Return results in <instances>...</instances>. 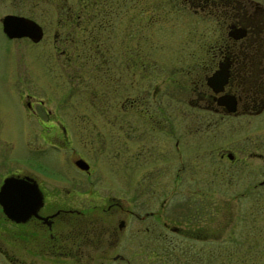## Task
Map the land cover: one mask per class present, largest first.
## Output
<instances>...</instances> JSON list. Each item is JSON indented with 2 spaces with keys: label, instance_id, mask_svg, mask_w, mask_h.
I'll return each instance as SVG.
<instances>
[{
  "label": "flooded vegetation",
  "instance_id": "flooded-vegetation-1",
  "mask_svg": "<svg viewBox=\"0 0 264 264\" xmlns=\"http://www.w3.org/2000/svg\"><path fill=\"white\" fill-rule=\"evenodd\" d=\"M38 1H53V8L45 10L46 13L40 11L42 18L35 16L32 10L35 7L29 6L27 0H0V12L4 10L0 17L1 34L14 44L24 40L32 45L47 43V47L54 49V72L46 79L42 75L40 85H55L61 92L65 80L83 77L81 79H87L89 88H86V103L78 104L77 111L74 110L68 119V109L62 108L59 115L58 111L46 107L48 100L44 97L43 87L42 91L19 87V82L27 79L26 73H23L22 81L15 78L18 101L31 126L26 130L22 144L25 153L20 157L6 153L11 140L5 134V137L0 136V187L7 176L22 178L26 182L24 189L34 187V195H39L41 200L21 220L8 216L0 204V256L5 257L6 264H52L50 262L58 263L61 259L74 264L115 261L129 264L130 253L145 252L141 248L123 250L116 247L131 218L146 222L143 232L150 239H166L170 232L194 234L187 228L171 225L167 219L156 227L154 221L159 211L152 195L154 185H147L149 190L146 189L148 194L144 198L149 197L148 200L142 199L140 194L132 206L122 203L114 195L102 194L97 199L93 184L95 165L92 166L84 153H77L73 143L75 128L84 129L89 140L87 149L91 153L109 150L111 161L114 158L124 160L125 153L136 159L146 154V147L140 141L141 122L171 133L172 91L169 87L160 88L157 83L149 82L147 88L141 87L140 83L141 75L146 74L145 78H148L156 65L152 55H141L140 50L142 43L150 44L153 38L151 13L148 14L150 19H144V25L150 26L147 35L140 26L145 15H141L139 8H134L139 0H132L134 9H126V0ZM182 5L189 7H185L186 13L198 21L201 29L210 27L207 35L202 29L198 40L197 63L190 74L194 99L188 102L194 107L229 115L264 111V0H183ZM6 15L34 20L42 29L40 39L34 41L27 35L9 36L3 29ZM218 69L226 78L222 83H215L219 88L215 91L207 78ZM127 73L131 75L132 94L125 89ZM93 81L100 87H92ZM147 92L150 99L145 97ZM221 95L235 99L234 112H226L225 104L218 103ZM126 112L133 113L132 121L125 119ZM100 113L105 118L103 121L98 118ZM99 126L104 128L107 136L93 131ZM125 128L131 130L124 133ZM165 144L168 147L170 142ZM46 147L59 153L60 159L69 152L73 165L85 174L88 183H46L45 160L41 156ZM225 155L235 159L229 150L221 152V156ZM79 158L86 161L87 168L76 164ZM263 183L264 179L259 184ZM165 191H168L167 187ZM167 196L165 194L160 201V207L171 202ZM173 207L164 209L168 218L175 213ZM109 238L113 239L108 243ZM195 238H199V233Z\"/></svg>",
  "mask_w": 264,
  "mask_h": 264
},
{
  "label": "rangeland",
  "instance_id": "rangeland-1",
  "mask_svg": "<svg viewBox=\"0 0 264 264\" xmlns=\"http://www.w3.org/2000/svg\"><path fill=\"white\" fill-rule=\"evenodd\" d=\"M27 1L29 6L34 5L32 10L40 18L43 17L40 11L46 13L45 10L53 8V1ZM132 2L126 0V9L139 8L141 15H145L140 23L141 30L148 35L151 26L153 34L150 44L140 45L141 55H152L156 61L155 71L147 75L148 78L146 74L141 75V87L147 88L150 82L172 91V134L141 122L140 141L146 147V154L134 159L125 153L124 160L114 158L111 161L109 150L88 151L86 131L75 128V151L84 153L92 166L95 165L93 184L98 190H95L97 199L102 194L114 195L132 206L140 194L142 199L148 200L149 197L144 198L148 194L146 189L149 190L147 185H154L152 195L159 211L154 221L156 227L167 219L171 225L187 228L194 234L170 232L166 239H150L143 232L146 222L131 218L116 247L144 249L139 255L130 253L129 264H264V183L259 184L264 179V111L229 115L192 106L188 102L194 99L190 74L197 63L202 29L207 35L209 25L201 29L198 21L186 13L185 7H189L182 5L183 0H139L134 8ZM149 13L153 20L150 26L144 25ZM46 44L32 45L24 40L14 44L0 32V124L3 125L0 136L5 134L11 140L6 149L8 155L20 157L25 153L22 144L31 126L18 101L15 78L22 81L26 73L27 79L19 82V87L34 91H42L43 87L48 100L46 107L58 111L59 115L62 108L68 109V119L74 110L77 111L78 104L86 103L84 98L89 83L81 79L83 77L65 80L61 92L55 85H40L42 75L46 79L54 72V49ZM129 78L131 75L125 74V89L132 94ZM93 84L92 87H100L97 82ZM145 97L151 98L148 92ZM98 118L105 119L101 113ZM125 119L132 121L133 113L126 112ZM130 130L125 128L124 133ZM93 131L108 135L100 126ZM165 142H170L168 147ZM226 150L233 152L235 159L221 156ZM41 156L45 160L46 183H88L85 174L73 165L69 152L60 159L59 153L46 147ZM165 194L171 202L160 207ZM170 205L175 207L172 208L175 213L168 218L164 209ZM197 233L198 239L195 238ZM112 239L109 238L108 243ZM6 263L5 257L0 256V264ZM50 263L74 264L66 259Z\"/></svg>",
  "mask_w": 264,
  "mask_h": 264
},
{
  "label": "water",
  "instance_id": "water-1",
  "mask_svg": "<svg viewBox=\"0 0 264 264\" xmlns=\"http://www.w3.org/2000/svg\"><path fill=\"white\" fill-rule=\"evenodd\" d=\"M3 29L9 36L27 35L34 41L39 40L42 34L41 27L34 20L18 15H6L3 19ZM225 78V73L218 69L207 78V82L217 91L219 88L215 83H222ZM218 103L225 104L228 113L236 110V102L233 97L221 95ZM76 164L81 168L88 167L86 161L81 158L76 160ZM25 185L26 182L22 178L7 176L0 187V204L3 211L16 220L26 218L41 200L39 195H34L36 193L34 187H29L26 190L24 189Z\"/></svg>",
  "mask_w": 264,
  "mask_h": 264
}]
</instances>
